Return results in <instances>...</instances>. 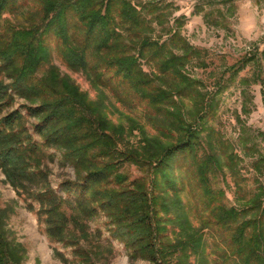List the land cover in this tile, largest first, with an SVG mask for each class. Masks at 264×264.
Returning a JSON list of instances; mask_svg holds the SVG:
<instances>
[{"label": "trees", "instance_id": "trees-1", "mask_svg": "<svg viewBox=\"0 0 264 264\" xmlns=\"http://www.w3.org/2000/svg\"><path fill=\"white\" fill-rule=\"evenodd\" d=\"M29 1L0 0V74L12 79L6 82L0 78V167L20 193L40 202V210L48 214L49 231L60 228L64 217L61 209L67 200L86 215L99 208L112 212L113 207L120 213L128 212L121 217L133 215V221L143 225L136 228L142 229L139 236L130 241L146 239L152 248L150 264H189V250L205 258L202 230L194 229L178 241L171 240L166 230L172 216L182 219L174 163L179 157L190 156L204 209L213 216L208 223L219 227L228 238L229 251L234 256L231 264H264V191L244 208H227L223 196L211 185L209 173L217 170L220 161L217 153L205 146L203 133L209 129L207 118L215 114V100L214 94L195 86L197 81L184 72L187 61L195 54L194 48L177 29L170 30L167 38L156 37L153 21L162 13L155 14L156 7L146 3L140 7L133 0H32L38 10L28 11V24H14L5 17L6 12H16ZM145 10L152 15L147 16ZM53 38L59 55L71 68L83 71L93 85H109L124 104L146 103L174 115L171 126L177 129L178 139L169 142L145 133L140 145L132 146L125 140L123 124L115 125L103 120L100 112L98 115L90 111L84 92L72 78L58 72L53 77L36 75L39 63L51 60ZM144 64H149L150 69H145ZM10 89L31 101L23 102L21 108H11L15 95ZM173 95L182 96L183 104L174 101ZM184 96L195 100L188 109L189 117L184 111ZM34 99L40 101L33 102ZM27 115L37 118L33 130L41 142L27 125ZM162 121L157 125L160 130L169 127L166 120ZM89 137L101 140L98 148L107 147L114 157L104 165H97L95 158L84 174L64 179L60 190L51 185L30 189L32 182L45 175L38 164L41 144L65 145L66 160L77 166L96 154L87 143L74 148L72 142ZM202 149L206 150L204 154H200ZM127 160L143 170L147 168L144 171L149 180L137 178L127 190L96 189L107 182L114 163ZM215 193L212 198L210 195ZM164 208H169L168 216L161 215ZM0 264L18 262L3 253Z\"/></svg>", "mask_w": 264, "mask_h": 264}, {"label": "rangeland", "instance_id": "rangeland-1", "mask_svg": "<svg viewBox=\"0 0 264 264\" xmlns=\"http://www.w3.org/2000/svg\"><path fill=\"white\" fill-rule=\"evenodd\" d=\"M133 1L140 7L142 3L153 5L155 14L162 13L153 21L156 37L167 38L170 30L177 29L184 41L194 48L195 54L187 61L184 72L197 81L195 86L214 94L215 100V114L207 118L209 129L203 133L205 146L209 145L220 161L217 170L209 173L211 185L223 196L227 208L248 206L254 196L264 191V0ZM31 10H38L32 0L20 10L4 15L14 24L26 25ZM145 13L152 15L146 10ZM52 45L51 60L40 62L36 75L53 77L58 72L72 78L84 92L90 111L98 115L100 112L103 120L115 125L123 124L127 131L125 140L132 146H139L145 133L161 136L169 142L178 139L177 129L171 126L174 115L164 114L146 103L124 104L109 85L97 87L83 71L71 68L59 55L54 38ZM53 67L56 68L53 70ZM144 68L149 70L150 65L144 64ZM0 78L12 81L5 73H1ZM10 91L15 95L11 108H21L23 102L31 101L17 91ZM172 97L183 104L182 96ZM183 99L184 111L189 117L188 109L195 100L185 96ZM36 120L27 115V125L41 142L42 138L33 130ZM162 120H166L169 127L160 130L157 125L160 121L163 123ZM72 144L74 148L89 145L96 156L76 166L66 160L68 148L65 145L41 144L38 164L45 175L32 182L30 189L35 191L51 185L60 190L64 179L84 174L95 158L97 165H104L114 157L107 147L98 148L101 140L96 138H77ZM203 149L200 154L205 153ZM191 161L190 156L179 157L174 163L173 171L179 178L177 196L182 202V219H176L173 213L172 221L166 222L167 234L171 240L178 241L194 229H200L205 234L207 255L203 258L202 254L189 250L188 263L231 264L234 256L229 251L228 238L223 230L208 223L213 216L210 210L204 209ZM113 170L107 182L96 189L127 190L135 179L150 178L144 171L147 168L143 170L130 160L114 163ZM210 196L214 198L216 193ZM40 208V202L20 193L0 167V259L4 253L18 264H150L152 248L148 247L146 239L130 241L139 236L142 229L136 228L143 225L134 222L133 215L121 217L128 212L120 213L112 207V212L99 208L92 215H86L67 200L61 209L64 217L60 228L50 232L48 214ZM169 208L162 209L161 215L168 216ZM177 259L175 254L174 261Z\"/></svg>", "mask_w": 264, "mask_h": 264}]
</instances>
